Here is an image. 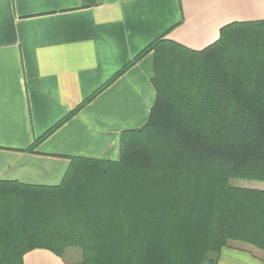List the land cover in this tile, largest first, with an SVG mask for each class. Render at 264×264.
<instances>
[{"label":"trees","instance_id":"trees-1","mask_svg":"<svg viewBox=\"0 0 264 264\" xmlns=\"http://www.w3.org/2000/svg\"><path fill=\"white\" fill-rule=\"evenodd\" d=\"M149 53L154 103L121 132L118 159L71 157L54 186L0 180V264L35 249H76L79 264H218L232 241L264 260V188L232 184L264 182V19L229 23L200 50L164 33L28 150Z\"/></svg>","mask_w":264,"mask_h":264},{"label":"crops","instance_id":"crops-1","mask_svg":"<svg viewBox=\"0 0 264 264\" xmlns=\"http://www.w3.org/2000/svg\"><path fill=\"white\" fill-rule=\"evenodd\" d=\"M260 19L264 0H0V180L54 186L71 157L118 159L121 132L154 103L151 53L28 148L164 33L200 50L223 26ZM23 264L79 261L35 249ZM218 264H264L263 253L230 243Z\"/></svg>","mask_w":264,"mask_h":264},{"label":"rangeland","instance_id":"rangeland-1","mask_svg":"<svg viewBox=\"0 0 264 264\" xmlns=\"http://www.w3.org/2000/svg\"><path fill=\"white\" fill-rule=\"evenodd\" d=\"M232 184H234L236 186L264 188V182H259V181H254V180H234V181H232ZM231 243H238V245H241V244L249 245V244L237 242V241H232ZM249 246H251V245H249ZM251 247H254V246H251ZM254 248H256V247H254ZM257 250H259V249H257ZM259 251H261V250H259ZM67 253H69L71 261H74V262L80 261L81 257H80V252L78 250L70 249Z\"/></svg>","mask_w":264,"mask_h":264}]
</instances>
